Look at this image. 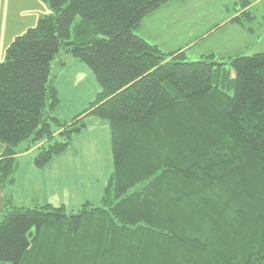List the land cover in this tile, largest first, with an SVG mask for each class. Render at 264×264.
I'll return each mask as SVG.
<instances>
[{
	"label": "trees",
	"instance_id": "trees-1",
	"mask_svg": "<svg viewBox=\"0 0 264 264\" xmlns=\"http://www.w3.org/2000/svg\"><path fill=\"white\" fill-rule=\"evenodd\" d=\"M170 1L43 0L49 13L6 48L0 264H264V53L164 52L139 30ZM250 4L230 22L251 24ZM64 56L99 87L70 123L53 115ZM91 116L107 122L113 154L100 203L15 206L18 150L37 147L42 168Z\"/></svg>",
	"mask_w": 264,
	"mask_h": 264
},
{
	"label": "crops",
	"instance_id": "crops-1",
	"mask_svg": "<svg viewBox=\"0 0 264 264\" xmlns=\"http://www.w3.org/2000/svg\"><path fill=\"white\" fill-rule=\"evenodd\" d=\"M188 2L187 0H171L163 5L142 22L139 34L148 42L161 48L166 44L162 36H167L168 33L172 35L176 27L172 26V23L168 26L164 22L162 31H159L153 25L155 15L162 10L166 12L167 10L182 9L188 19L186 6ZM259 2L260 0H250L251 5L247 9L257 7ZM241 9L236 10L224 24H231L230 20L243 11ZM44 10L46 11L47 8L44 7ZM17 24L21 25L22 23L17 22ZM236 25L243 31L245 30L243 26ZM260 27L261 29H259ZM236 28V31L239 30ZM255 28L254 32H238L237 36H231L230 39L225 38V34H222L209 40L211 37L209 35L203 41L197 42L198 38L205 37L206 32L178 49L186 51L203 45L198 51L197 59L212 53L222 57L236 53L248 55L264 53V19ZM3 36L8 37L6 34ZM0 37L2 39V36ZM0 45V56H4V42ZM61 59L64 61V66L57 71L54 81L59 103L53 115L61 123H70L94 101L99 87L87 66L68 56ZM230 76L234 78L233 71ZM84 124V129L72 137L69 147L42 168H37L33 162L37 147H33L28 152H23V147L18 150L20 163L11 189L15 206L35 208L51 205L63 207L67 212H75L85 204L96 206L100 203L113 172L110 130L107 122L92 116L87 117ZM3 151L4 147L0 143V155ZM4 204L5 190L0 183V216L3 213Z\"/></svg>",
	"mask_w": 264,
	"mask_h": 264
},
{
	"label": "rangeland",
	"instance_id": "rangeland-1",
	"mask_svg": "<svg viewBox=\"0 0 264 264\" xmlns=\"http://www.w3.org/2000/svg\"><path fill=\"white\" fill-rule=\"evenodd\" d=\"M187 2L188 19L182 9L167 10L166 12L162 10L154 17L153 25L159 31H162V27L165 25L164 22L168 26L172 23V26L176 27L172 35L168 33L167 36H162L166 44L161 48L165 52L185 46L188 42H192V40L210 30L212 34L209 40L222 34H225V38L230 39L231 36H237L238 32L247 33V27H252L256 30L255 27L261 24L262 15L264 14V0H260L256 5L258 8L256 12L257 18L251 24H246L247 27L243 31L235 23H231L234 25L224 24L233 16L236 10L240 9L241 0H187ZM44 7L46 5L43 0H0V36H2V39L0 37V43L4 42L5 50L15 37L22 35L26 29L34 27L40 17L49 13L48 9L44 10ZM252 9H255V6ZM17 22L22 24L18 25ZM235 28L239 30L236 31ZM156 31L158 32V30ZM2 34H6L8 37H4ZM233 38L235 39L236 37ZM202 46H195L191 50H186L187 60L197 59L198 51ZM4 48L3 51H5ZM4 57L5 54L0 56V63L4 61Z\"/></svg>",
	"mask_w": 264,
	"mask_h": 264
}]
</instances>
